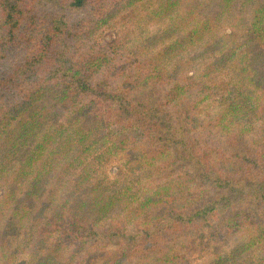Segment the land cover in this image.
<instances>
[{
    "label": "trees",
    "instance_id": "trees-1",
    "mask_svg": "<svg viewBox=\"0 0 264 264\" xmlns=\"http://www.w3.org/2000/svg\"><path fill=\"white\" fill-rule=\"evenodd\" d=\"M192 1L0 0V264H264V0Z\"/></svg>",
    "mask_w": 264,
    "mask_h": 264
},
{
    "label": "rangeland",
    "instance_id": "rangeland-1",
    "mask_svg": "<svg viewBox=\"0 0 264 264\" xmlns=\"http://www.w3.org/2000/svg\"><path fill=\"white\" fill-rule=\"evenodd\" d=\"M196 2H199L198 0L192 1V4H188V8L190 10H193V6H197L198 4H195ZM202 2V1H201ZM212 5L209 4L204 9L201 10L199 13L200 15H197L198 17L196 20H199L203 18V15L210 11ZM156 8H161L160 5L152 4L150 9H148V13L150 15L144 14L141 10L134 12L135 16L132 18V20L127 21L125 24V29L128 30L126 32V37L128 38L129 42L132 44V46L138 47L140 50L142 46H140V41L149 39V38H157L152 39V41L157 44V48H161L164 44H168L171 42L174 37L169 36L170 33H168V29L172 26L169 24V19H167V14L165 11L161 13L160 17L158 19H155L154 13H157ZM199 18V19H198ZM172 20V18L170 19ZM179 26V24H177ZM119 28V27H118ZM119 32V29H114ZM115 33V32H114ZM112 33V31H109L106 33V39H114L115 35ZM214 36H217L215 33ZM172 39H170V38ZM210 45V44H209ZM143 49V48H142ZM146 50V49H145Z\"/></svg>",
    "mask_w": 264,
    "mask_h": 264
}]
</instances>
